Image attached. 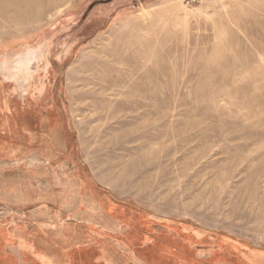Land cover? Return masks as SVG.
<instances>
[{
	"label": "rangeland",
	"instance_id": "1",
	"mask_svg": "<svg viewBox=\"0 0 264 264\" xmlns=\"http://www.w3.org/2000/svg\"><path fill=\"white\" fill-rule=\"evenodd\" d=\"M16 3L0 225L54 261L264 264V0Z\"/></svg>",
	"mask_w": 264,
	"mask_h": 264
},
{
	"label": "crops",
	"instance_id": "2",
	"mask_svg": "<svg viewBox=\"0 0 264 264\" xmlns=\"http://www.w3.org/2000/svg\"><path fill=\"white\" fill-rule=\"evenodd\" d=\"M70 249L58 251V255L63 257V261H54L53 258L47 257L43 251L32 246L26 239L17 237L13 231L0 225V264H66V256L71 258V262L67 264H98L96 256L100 254L99 250L96 252L92 250L95 254L93 259L89 258L88 262H84L81 254L91 250V246L89 249L80 247ZM75 258H80L79 262H75Z\"/></svg>",
	"mask_w": 264,
	"mask_h": 264
},
{
	"label": "bare ground",
	"instance_id": "3",
	"mask_svg": "<svg viewBox=\"0 0 264 264\" xmlns=\"http://www.w3.org/2000/svg\"><path fill=\"white\" fill-rule=\"evenodd\" d=\"M16 1H18V0H0V18L6 19V21L9 23H13L14 19H18V17L20 19L22 17L23 20H24V18L25 19L27 18V15H29L31 13L32 8L20 6V8H22V10L21 11L19 10L17 12V10L20 8H19V6L15 5V4H17ZM22 1H24V0H22ZM34 9H35L34 12L35 13L37 12V15L39 17L44 12L43 11L44 9H40V7H36Z\"/></svg>",
	"mask_w": 264,
	"mask_h": 264
},
{
	"label": "trees",
	"instance_id": "4",
	"mask_svg": "<svg viewBox=\"0 0 264 264\" xmlns=\"http://www.w3.org/2000/svg\"><path fill=\"white\" fill-rule=\"evenodd\" d=\"M165 259H167V258H165ZM167 261H168V259H167ZM201 264V263H200Z\"/></svg>",
	"mask_w": 264,
	"mask_h": 264
}]
</instances>
